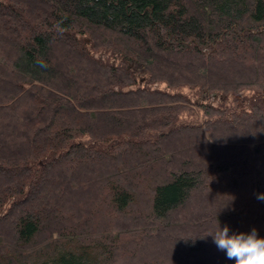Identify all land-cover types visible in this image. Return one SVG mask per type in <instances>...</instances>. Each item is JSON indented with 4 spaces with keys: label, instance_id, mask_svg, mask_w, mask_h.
Instances as JSON below:
<instances>
[{
    "label": "trees",
    "instance_id": "1",
    "mask_svg": "<svg viewBox=\"0 0 264 264\" xmlns=\"http://www.w3.org/2000/svg\"><path fill=\"white\" fill-rule=\"evenodd\" d=\"M261 193L264 0H0V264H235Z\"/></svg>",
    "mask_w": 264,
    "mask_h": 264
},
{
    "label": "rangeland",
    "instance_id": "2",
    "mask_svg": "<svg viewBox=\"0 0 264 264\" xmlns=\"http://www.w3.org/2000/svg\"><path fill=\"white\" fill-rule=\"evenodd\" d=\"M197 65H198V69H203L205 68L204 66L206 65L207 67L210 68V72L212 73V78L214 80H223V79H229V80H232V79H237V78H240L241 75L237 73V71H234V67L233 66H229L228 62L226 61L225 63H222V64H217V63H212L210 65H207V64H203L201 62H198L197 61ZM66 68V66L64 67ZM62 68V69H64ZM197 69V70H198ZM186 70V69H185ZM249 74V73H247ZM130 119H134L133 116H129ZM189 135H177L176 137H173L171 138L167 143L169 144L170 148H172L174 150V153H176L177 156L180 155L181 152H184V153H181L182 155H185L187 157H191L194 162H198L199 161V156L198 154L199 153H206V151L204 150L203 152H200L199 151V148L196 143L194 142H191L190 141V138L188 137ZM198 144V143H197ZM208 182V181H207ZM204 183L205 185H208V183ZM55 187V186H54ZM60 190V189H59ZM226 191V190H224ZM211 191H209L210 193ZM214 195H218V193H212ZM211 194V195H212ZM240 192H234L233 193V197L236 196V195H239ZM222 195V193H221ZM82 196L81 194H66V198H65V204L68 205V206H72L74 205V203L76 202V200L80 199ZM210 196V195H209ZM208 196V197H209ZM231 196V195H230ZM232 197V199H233ZM208 199V198H207ZM201 203L203 208L202 210H205V204L206 202L203 200H199L197 202H195V204H192L189 209H188V212L189 214H196L198 213L195 209V205H198V203ZM176 219H182L183 217V214H179L178 216H175ZM183 220V219H182ZM181 220V221H182ZM119 222V221H118ZM163 234H166V232H164ZM178 248V246H176ZM145 250L142 251V258L144 259H147V257H152L153 254L155 255H158V256H163V258H160V259H157V260H172V257L173 256V261H170V263L168 264H176V257L171 254L168 253V252H172V248L171 246H168V245H164L162 244L159 240H152V246L150 247H146L144 248ZM182 250V249H181ZM164 252H167L168 255L165 256L164 255ZM173 253V252H172ZM155 258V257H154ZM200 263H206V264H209V263H212V260H201Z\"/></svg>",
    "mask_w": 264,
    "mask_h": 264
},
{
    "label": "clouds",
    "instance_id": "3",
    "mask_svg": "<svg viewBox=\"0 0 264 264\" xmlns=\"http://www.w3.org/2000/svg\"><path fill=\"white\" fill-rule=\"evenodd\" d=\"M258 199H264V193L258 194ZM212 235L217 248L225 251L226 257L235 264H264V238L257 235L253 228L251 232L229 234V226L218 228Z\"/></svg>",
    "mask_w": 264,
    "mask_h": 264
}]
</instances>
